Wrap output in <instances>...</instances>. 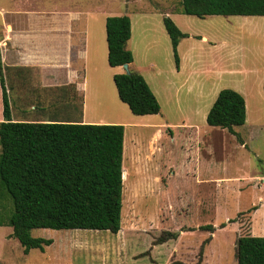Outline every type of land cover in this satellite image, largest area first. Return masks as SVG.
Instances as JSON below:
<instances>
[{
	"label": "rangeland",
	"instance_id": "obj_1",
	"mask_svg": "<svg viewBox=\"0 0 264 264\" xmlns=\"http://www.w3.org/2000/svg\"><path fill=\"white\" fill-rule=\"evenodd\" d=\"M19 1L0 0V41L4 39L5 11L18 8ZM71 1L57 0V8ZM181 1L79 0L81 9L94 18L132 16L135 34L143 36L142 42H170L163 54L172 66L173 79L185 83L195 71L189 84L192 89L201 87L204 93L199 99L191 97L200 100L193 107L185 106L181 98V110L163 103L164 112L157 115L137 116L126 107L135 120H148L155 128L126 131V181L123 177L118 234L34 229L32 237L52 239L53 244L44 251L25 253L13 228L0 226V264H196L201 250L202 264H237L238 240L264 236V16L199 18L183 13ZM165 17L187 35L180 41L179 66L163 23ZM96 21L94 26L100 22ZM100 32L99 27L94 30L96 41L101 40ZM225 89L240 93L247 102L245 125L233 128L246 146L229 130L207 123L213 104ZM103 93L100 101L110 97L109 91ZM97 110L104 108L98 106ZM183 116L197 129L177 126L170 134L160 126L166 120L176 123ZM257 176L263 178L258 181ZM206 226L213 230H205ZM166 232L178 236L156 244Z\"/></svg>",
	"mask_w": 264,
	"mask_h": 264
},
{
	"label": "trees",
	"instance_id": "obj_2",
	"mask_svg": "<svg viewBox=\"0 0 264 264\" xmlns=\"http://www.w3.org/2000/svg\"><path fill=\"white\" fill-rule=\"evenodd\" d=\"M181 11L207 16H264V0H182ZM179 66L178 46L187 35L164 18ZM127 15L106 19L108 60L112 67L133 63L127 49L131 39ZM7 73L0 60L3 121L0 122V226H11L25 253L44 251L52 239L34 238V229L94 230L118 234L122 226L125 127L82 124L70 120L30 122L13 119ZM120 100L137 116L157 115L161 106L145 78L135 71L114 76ZM57 116L68 119L69 106L61 104ZM207 123L227 129L246 123L244 97L231 89L221 91ZM243 144V143H242ZM124 177V182H123ZM205 230H213L206 226ZM166 232L163 244L177 238ZM155 244V245H156ZM203 250L196 264H202ZM171 264H186L173 261ZM237 264H264V236H244L237 244Z\"/></svg>",
	"mask_w": 264,
	"mask_h": 264
},
{
	"label": "crops",
	"instance_id": "obj_3",
	"mask_svg": "<svg viewBox=\"0 0 264 264\" xmlns=\"http://www.w3.org/2000/svg\"><path fill=\"white\" fill-rule=\"evenodd\" d=\"M19 2L21 5L18 8L13 6L5 11L4 39L0 41V60L7 73L8 92L15 102V105L12 103L15 121L70 120L82 124L122 125L125 127V135L131 127L155 128L148 120H135L129 108H126L128 106L119 98L114 76L125 73V70L109 64L107 33L105 35L108 16L94 18L90 11L81 9L79 0H73L70 5L62 8H57V0ZM129 18L132 35L127 49L133 53L134 58L129 69L145 78L161 105V113L164 112L163 103L173 105L175 110H181L182 101L188 107L199 104L200 100L191 97L199 99L204 89H192L189 84V80L196 75L193 73L195 71L190 73L192 77L189 75L185 83H176L174 74L169 71L172 66L168 57L163 54V48L168 50L170 42H142L143 36H136L132 16ZM96 20H100L98 26H94ZM97 27L101 31L99 41L94 39ZM162 44L164 46L160 48ZM180 45L181 42L178 49ZM181 71L180 68L176 73L180 74ZM105 91H109L110 97L100 101ZM89 102L92 112L90 116ZM61 104L69 106L68 119L57 116V108ZM98 106L104 110L99 112ZM113 111L114 114L110 113ZM0 118L2 122V97ZM175 122L166 120L160 126L170 134H173L172 129L177 126L197 129L196 124L185 116ZM241 139L242 145L246 146L244 139ZM256 178L260 181L263 177Z\"/></svg>",
	"mask_w": 264,
	"mask_h": 264
},
{
	"label": "water",
	"instance_id": "obj_4",
	"mask_svg": "<svg viewBox=\"0 0 264 264\" xmlns=\"http://www.w3.org/2000/svg\"><path fill=\"white\" fill-rule=\"evenodd\" d=\"M123 68H124L126 74H130L131 73V71L129 69V65H124Z\"/></svg>",
	"mask_w": 264,
	"mask_h": 264
}]
</instances>
